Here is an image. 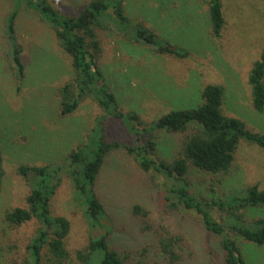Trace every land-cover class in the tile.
Masks as SVG:
<instances>
[{
  "label": "rangeland",
  "instance_id": "374dc122",
  "mask_svg": "<svg viewBox=\"0 0 264 264\" xmlns=\"http://www.w3.org/2000/svg\"><path fill=\"white\" fill-rule=\"evenodd\" d=\"M89 1L51 0L62 14L69 16L79 14ZM222 2L226 24L222 37L216 40L210 35L207 0L125 1L127 14L135 23L154 29L161 37L188 50L190 55L186 58L160 53L157 46L137 39L133 29L118 27L110 19L103 30L97 28L103 48L101 67L123 112H137L149 125L171 110L198 106L202 102L201 90L215 83L226 88L225 114L244 121L252 132L264 134V112L254 108L248 82L254 62L264 51V0ZM22 4L17 39L24 48L26 78L18 91L8 58L6 32L7 17L14 11L16 1L0 0V156L4 172L0 185V264H30L28 246L40 226L32 220L8 229L2 221L3 212L27 206L31 185L18 173L19 166L64 163L73 149L89 145L93 128L104 113L97 101L89 97L74 113L61 117L59 90L74 77L72 60L52 29ZM163 133L154 132L157 141L167 142L163 157L170 160L179 147L171 140L172 135L165 137ZM108 137L130 144L136 139L119 121L109 126ZM227 176V180L217 184L220 177L193 172L188 180L199 196L224 202L242 194L250 185L258 184L264 189V149L241 141ZM99 183L103 201L119 223L112 243L138 250L149 241L134 228L130 216V205L140 201L149 207L153 219L165 220L174 231L185 235L193 256L182 264H224L220 237L206 229L201 216L190 210L173 211L165 201L166 190L172 186L166 176L143 170L133 156L117 151ZM52 209L54 215L65 216L72 223L66 245L74 258L68 264H82L75 252L104 230H91L86 223L69 177L63 179L53 196ZM213 216L226 226L236 221L218 208ZM259 218H264V207L246 212L247 224ZM230 234L241 246L247 264H264V245Z\"/></svg>",
  "mask_w": 264,
  "mask_h": 264
},
{
  "label": "trees",
  "instance_id": "16d2710c",
  "mask_svg": "<svg viewBox=\"0 0 264 264\" xmlns=\"http://www.w3.org/2000/svg\"><path fill=\"white\" fill-rule=\"evenodd\" d=\"M15 1L16 7L7 17L6 32L10 45L8 58L13 65L18 91L26 78L24 48L17 39L19 7L25 3L52 29L72 60L74 77L59 90L61 117L74 113L82 101L89 97L95 99L104 112L102 120L93 128L89 145L73 149L67 154L64 163L43 166L22 164L18 168V173L31 185L26 198L27 206L3 212L2 221L8 229L32 220L40 223L28 246L30 264H68L74 258L66 245L72 223L65 216L54 215L52 209L53 196L65 177L74 183L76 196L81 201L83 215L90 229L104 230L98 236H91L88 244L75 252L78 262L182 264L193 256L192 246L185 235L174 231L164 223L165 220L153 219L149 207L140 201L130 205V216L134 228L149 241L138 250L120 248L112 243L113 235L119 232L116 228L119 223L103 201L99 182L103 170L117 151L133 156L143 170L160 173L172 181L171 188L166 190L168 195L165 201L173 211L190 210L201 216L206 229L220 237L225 252L224 264H247L241 246L230 233L255 245H264V218L253 221V224L245 221L248 210L264 207V189L258 184L250 185L242 194L234 195L224 202L199 196L193 190V183L188 180L193 172H197L220 177L216 183H223L228 178L241 141L264 149V134L252 132L244 121L228 116L223 111L226 88L220 84H207L201 90L202 102L198 106L171 110L146 125L137 112L125 113L121 110L117 94L101 67L103 48L97 28L103 30L110 19L118 27L133 29L137 39L157 46L160 53L186 58L190 55L188 50L161 37L154 29L140 22L135 23L127 14L126 0H90L75 16L62 14L51 0ZM207 3L210 35L218 40L226 24L223 2L207 0ZM248 82L252 88L254 108L264 112V51L254 62ZM113 121L122 122L128 133L136 138L132 144L108 137V128ZM155 131H163L165 137L172 135L171 140L179 147L172 159L163 157L167 142L157 141ZM3 174L0 156V185ZM215 208L227 211L236 221L228 226L218 222L213 216Z\"/></svg>",
  "mask_w": 264,
  "mask_h": 264
}]
</instances>
